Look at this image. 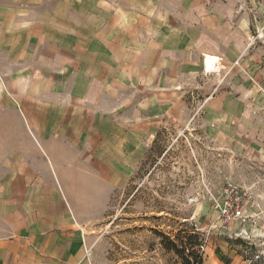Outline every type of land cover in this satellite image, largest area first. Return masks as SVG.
I'll list each match as a JSON object with an SVG mask.
<instances>
[{"label": "crops", "instance_id": "1", "mask_svg": "<svg viewBox=\"0 0 264 264\" xmlns=\"http://www.w3.org/2000/svg\"><path fill=\"white\" fill-rule=\"evenodd\" d=\"M214 3L0 0V264H86L88 229L131 172L134 93L201 53L239 55Z\"/></svg>", "mask_w": 264, "mask_h": 264}, {"label": "rangeland", "instance_id": "2", "mask_svg": "<svg viewBox=\"0 0 264 264\" xmlns=\"http://www.w3.org/2000/svg\"><path fill=\"white\" fill-rule=\"evenodd\" d=\"M214 2L234 43L222 50L239 55L207 74L201 53L124 95L140 106L123 111L139 124L122 125L131 172L88 229L86 264H185L176 249L193 263L192 251L203 264H264V0ZM229 203L242 215H226Z\"/></svg>", "mask_w": 264, "mask_h": 264}, {"label": "built area", "instance_id": "3", "mask_svg": "<svg viewBox=\"0 0 264 264\" xmlns=\"http://www.w3.org/2000/svg\"><path fill=\"white\" fill-rule=\"evenodd\" d=\"M204 63H205V72L207 74H215L217 72L220 71V65H221V61L219 60L218 57L215 56H205L204 57ZM224 213L226 215H229L230 213L236 217V216H241L242 215V207L237 204H230L226 205L225 209H224Z\"/></svg>", "mask_w": 264, "mask_h": 264}, {"label": "trees", "instance_id": "4", "mask_svg": "<svg viewBox=\"0 0 264 264\" xmlns=\"http://www.w3.org/2000/svg\"><path fill=\"white\" fill-rule=\"evenodd\" d=\"M176 250L177 252L184 254L183 258H184L185 264H203L202 257L198 253H196V251H192L189 253V254H194V255L197 254L195 255L197 262L193 263L190 259V255L188 254L186 255L183 251H179V249H176Z\"/></svg>", "mask_w": 264, "mask_h": 264}, {"label": "bare ground", "instance_id": "5", "mask_svg": "<svg viewBox=\"0 0 264 264\" xmlns=\"http://www.w3.org/2000/svg\"><path fill=\"white\" fill-rule=\"evenodd\" d=\"M205 56H207V55H205ZM219 58V57H218ZM219 60L221 61V59L219 58Z\"/></svg>", "mask_w": 264, "mask_h": 264}]
</instances>
